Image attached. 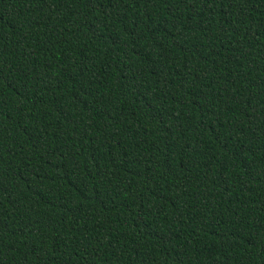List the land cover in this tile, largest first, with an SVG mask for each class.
I'll list each match as a JSON object with an SVG mask.
<instances>
[{"label": "trees", "instance_id": "obj_1", "mask_svg": "<svg viewBox=\"0 0 264 264\" xmlns=\"http://www.w3.org/2000/svg\"><path fill=\"white\" fill-rule=\"evenodd\" d=\"M0 264H264V0H0Z\"/></svg>", "mask_w": 264, "mask_h": 264}]
</instances>
